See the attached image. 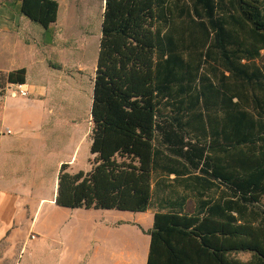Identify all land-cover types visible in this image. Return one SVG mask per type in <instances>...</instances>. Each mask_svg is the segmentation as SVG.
<instances>
[{
    "label": "trees",
    "instance_id": "obj_1",
    "mask_svg": "<svg viewBox=\"0 0 264 264\" xmlns=\"http://www.w3.org/2000/svg\"><path fill=\"white\" fill-rule=\"evenodd\" d=\"M104 3L92 166L61 164L56 204L145 211L161 160L198 199L155 213L147 264H264V0ZM59 6L22 13L49 28ZM0 75L14 88L27 69Z\"/></svg>",
    "mask_w": 264,
    "mask_h": 264
},
{
    "label": "crops",
    "instance_id": "obj_2",
    "mask_svg": "<svg viewBox=\"0 0 264 264\" xmlns=\"http://www.w3.org/2000/svg\"><path fill=\"white\" fill-rule=\"evenodd\" d=\"M61 2L59 0V9ZM56 22L45 28L22 13V0H0V71L9 72L25 67L27 76L24 86L30 91L29 95L24 96L13 94L11 90L0 110L2 172L6 169L10 174L20 168L36 172L41 168L37 159L29 163L22 162L25 156L18 146L22 139H34L37 143L38 140L47 139L48 142L43 133L20 132L25 126L32 127L44 122L43 102L39 97L48 88L42 74L45 48L48 45L46 34L50 30L53 33L56 31ZM45 64L49 68L47 57ZM34 68L38 69V74L35 82H32L30 74ZM53 78L57 76L54 74ZM37 102L41 103V109L30 113L31 106ZM51 107L55 108L51 105L48 111ZM8 129L11 132H7ZM86 135L89 136V133L76 138L72 155L60 158L52 170L61 167L64 162L70 165L77 162L76 153ZM45 146L41 152L54 148L49 143ZM35 175L34 180L40 185L45 176ZM189 177V174L169 172L160 160L154 165L152 198L145 211L91 208L86 210L88 215L85 216L88 217H84L87 224H81V218L77 222H69L75 211L56 204V185L51 198L43 200L38 208L34 207V220L24 225L26 216L24 205L21 204L24 191L11 182L0 186V240L6 238L9 246H17V250L24 245L17 264H147L155 213L190 211L198 199L197 193L186 187ZM55 183L58 184V175ZM129 227L133 230L131 238ZM32 232L36 237H30Z\"/></svg>",
    "mask_w": 264,
    "mask_h": 264
},
{
    "label": "rangeland",
    "instance_id": "obj_3",
    "mask_svg": "<svg viewBox=\"0 0 264 264\" xmlns=\"http://www.w3.org/2000/svg\"><path fill=\"white\" fill-rule=\"evenodd\" d=\"M103 2L104 0H62L54 28L56 31L53 33V30H50L46 34L48 45L45 48L42 74L48 88L41 98L37 94L34 95L43 102L44 122L41 125L36 123L32 127L25 126L20 133H43L48 142L47 139L38 140V143L34 139H22L18 146L24 152L22 162L29 163L37 159L41 168L36 172L20 168L9 174L6 169L2 172L0 167V186L13 182L18 189L24 191L21 196L26 216L24 225H29V222L34 220V207L38 208L43 200L53 195L60 167L52 169L57 165V161L72 155L78 136L90 133L94 78L102 33ZM46 57L49 68L45 64ZM37 71V68L33 69L30 81L35 82ZM54 74L56 79L53 78ZM13 89L12 84L4 83V77L0 75V110L3 109L6 95ZM37 103L31 106L30 113L41 109V103ZM51 105L55 108L51 107L48 111ZM46 143L54 148L41 152ZM90 143V136L86 135L76 153L77 162L69 164L70 171L91 169ZM35 173L41 177L45 176L44 180L41 179L42 185L34 180ZM262 204L264 205V197ZM86 210L88 209L73 208L75 212L69 222H77L78 218H81V224H87ZM30 237L32 238L31 235ZM129 237H133L131 227ZM23 249L24 245L18 247V250L17 246L10 247L7 239L3 238L0 240V264H17ZM237 256L247 259L250 254L241 252Z\"/></svg>",
    "mask_w": 264,
    "mask_h": 264
},
{
    "label": "built area",
    "instance_id": "obj_4",
    "mask_svg": "<svg viewBox=\"0 0 264 264\" xmlns=\"http://www.w3.org/2000/svg\"><path fill=\"white\" fill-rule=\"evenodd\" d=\"M21 94V95H24V96H27L30 94V91L25 88L24 84H16L14 89H13V94ZM7 132H11L10 129H8ZM32 238L36 237V235L34 233L31 234Z\"/></svg>",
    "mask_w": 264,
    "mask_h": 264
},
{
    "label": "bare ground",
    "instance_id": "obj_5",
    "mask_svg": "<svg viewBox=\"0 0 264 264\" xmlns=\"http://www.w3.org/2000/svg\"><path fill=\"white\" fill-rule=\"evenodd\" d=\"M104 4H105V3L103 2V9H104ZM56 185H57V184H56ZM55 191H56V189H55Z\"/></svg>",
    "mask_w": 264,
    "mask_h": 264
}]
</instances>
